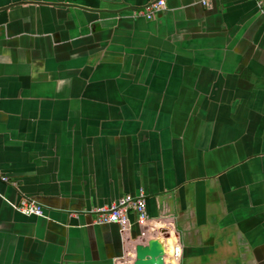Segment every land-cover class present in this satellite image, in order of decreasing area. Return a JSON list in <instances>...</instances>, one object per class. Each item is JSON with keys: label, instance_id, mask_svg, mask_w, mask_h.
I'll list each match as a JSON object with an SVG mask.
<instances>
[{"label": "crops", "instance_id": "crops-1", "mask_svg": "<svg viewBox=\"0 0 264 264\" xmlns=\"http://www.w3.org/2000/svg\"><path fill=\"white\" fill-rule=\"evenodd\" d=\"M153 1L0 0V172L17 184L0 183V264H131L150 237L177 264H264V14L133 15ZM142 191V226L94 222Z\"/></svg>", "mask_w": 264, "mask_h": 264}, {"label": "built area", "instance_id": "built-area-1", "mask_svg": "<svg viewBox=\"0 0 264 264\" xmlns=\"http://www.w3.org/2000/svg\"><path fill=\"white\" fill-rule=\"evenodd\" d=\"M201 5L208 6L211 0H197ZM257 3L258 8L264 14V0H253ZM165 9L164 0H155L149 5L133 11L134 16H143L151 19L157 13ZM0 183L17 186L16 182L7 175L0 172ZM1 195V193H0ZM12 207L25 215L44 216L43 207L33 199L21 197L17 202L11 203ZM135 215V221L139 225H143L147 220L146 198L142 192L137 196L124 195L117 202L109 206L98 208L95 210V223H116L121 229H126L130 225V214ZM180 257V247L173 245L170 250L166 251L165 264H177Z\"/></svg>", "mask_w": 264, "mask_h": 264}, {"label": "water", "instance_id": "water-1", "mask_svg": "<svg viewBox=\"0 0 264 264\" xmlns=\"http://www.w3.org/2000/svg\"><path fill=\"white\" fill-rule=\"evenodd\" d=\"M165 256L166 249L161 239L150 237L146 242H138L134 245L131 264H165Z\"/></svg>", "mask_w": 264, "mask_h": 264}]
</instances>
